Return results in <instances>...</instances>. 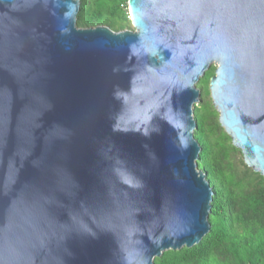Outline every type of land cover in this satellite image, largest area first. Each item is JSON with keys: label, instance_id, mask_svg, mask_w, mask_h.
<instances>
[{"label": "water", "instance_id": "water-1", "mask_svg": "<svg viewBox=\"0 0 264 264\" xmlns=\"http://www.w3.org/2000/svg\"><path fill=\"white\" fill-rule=\"evenodd\" d=\"M0 0V264H156L211 230L201 78L264 176V0Z\"/></svg>", "mask_w": 264, "mask_h": 264}, {"label": "trees", "instance_id": "trees-1", "mask_svg": "<svg viewBox=\"0 0 264 264\" xmlns=\"http://www.w3.org/2000/svg\"><path fill=\"white\" fill-rule=\"evenodd\" d=\"M81 1L79 26L133 29L129 0ZM216 68L213 65L200 80L199 87L209 96L195 107V135L202 146L198 165L214 189L211 230L193 247L165 251L156 264H264V176L245 158H236L243 152L222 126L210 95Z\"/></svg>", "mask_w": 264, "mask_h": 264}, {"label": "rangeland", "instance_id": "rangeland-1", "mask_svg": "<svg viewBox=\"0 0 264 264\" xmlns=\"http://www.w3.org/2000/svg\"><path fill=\"white\" fill-rule=\"evenodd\" d=\"M133 29H134V27H133ZM213 66V65H212ZM205 76H203L201 79H203ZM198 87H199V83H198ZM200 89H201V91H202V97H203V99H207L208 98V94H209V91L206 89V90H204V92H203V90H202V88L201 87H199ZM208 95V96H207ZM210 95H211V92H210ZM212 96V95H211ZM203 101V100H202ZM202 101H201V103H199L198 105H201L202 104ZM236 158L237 159H242V158H244V155L243 154H238V155H236Z\"/></svg>", "mask_w": 264, "mask_h": 264}]
</instances>
